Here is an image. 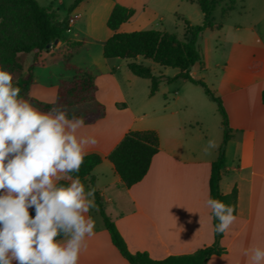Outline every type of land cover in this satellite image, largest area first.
<instances>
[{
	"label": "crops",
	"instance_id": "crops-1",
	"mask_svg": "<svg viewBox=\"0 0 264 264\" xmlns=\"http://www.w3.org/2000/svg\"><path fill=\"white\" fill-rule=\"evenodd\" d=\"M149 1L84 0L70 13V27L85 17L86 35L99 37L103 47L112 34L106 27V20L115 3L135 9L134 16L119 29L134 31L152 29L150 26L155 21L163 19L159 11L149 6ZM97 4L100 8L95 12ZM185 9L189 11L188 7ZM192 13L195 20L188 12H182L184 17L181 18L191 24H200L202 11L193 9ZM93 18L98 31L92 29ZM216 22L222 23L220 29H206L199 36L197 45L203 65L195 63L190 73L203 80L222 99L227 113L232 131L225 148L220 191L231 193L236 188L237 208L235 222L219 240L225 252L213 255L207 264H251L244 250L264 249V104L261 98L264 90V0H236L234 10ZM68 34L69 30L67 37ZM39 59L45 61L46 55L42 54ZM143 60L139 58L138 62ZM253 61L262 64L257 72L248 69ZM124 78L135 82V77ZM179 80L184 83L179 84L178 115V111L158 114L150 110L147 102H136L134 95L123 92L117 77H96V97L105 105L106 113L93 123H85L78 132L80 136L94 137L97 141L87 152L100 154L102 162L91 175L95 177V188L101 194L107 213L129 250L147 252L157 260L190 254L215 242L213 217L206 200L210 195L211 165L218 156L223 127L221 139L218 135L211 138L218 148L211 155L206 154L204 149L210 138L203 121L213 107L198 92L183 89L189 81L181 77ZM57 84L58 81L41 82L35 78L31 95L44 102H53ZM208 100L214 102L209 97ZM147 129L157 131L159 151L153 156L145 177L127 188L108 155L126 132ZM81 182L86 191L92 190L90 176ZM87 215L95 220V229L94 235L86 239L87 247L79 264H129L113 245L96 203Z\"/></svg>",
	"mask_w": 264,
	"mask_h": 264
},
{
	"label": "trees",
	"instance_id": "trees-1",
	"mask_svg": "<svg viewBox=\"0 0 264 264\" xmlns=\"http://www.w3.org/2000/svg\"><path fill=\"white\" fill-rule=\"evenodd\" d=\"M84 0H74L69 6L68 13L60 18L57 11L44 7L37 0H0V68L13 74V84L21 89V97L28 99L36 108L47 112L54 104L67 108L69 116H83L85 123H93L106 113L105 105L96 97L97 84L95 75L87 68L70 63L73 52L77 51L83 41L76 42L75 48L63 57V69L71 72L69 79H59L56 98L53 102H44L31 95V87L35 82L34 69L42 63L39 59L41 53L56 40L63 41L70 29V13ZM198 4L203 13L200 24H191L183 19L185 33L178 38L175 33L158 29H142L134 31H121L120 26L128 22L135 14V9L115 3L107 20L106 27L112 32L102 47V55L106 59L119 58L127 61L129 71L141 78L150 79V95H154L159 89V83L163 76H155L149 66L138 62L139 58L150 60L161 66L178 68L180 72L166 80L171 82L179 77L200 85L206 95L218 106L222 117L223 138L218 149V156L212 162L209 179V192L211 198L237 208V190L234 188L228 195L220 191V181L225 164V148L231 138V127L228 116L223 106L222 99L215 95L209 86L201 79L194 78L190 69L197 62L203 65L202 54L198 48L199 36L206 29H220L221 22H216L214 12L222 0H189ZM234 0L221 7L222 18L235 8ZM69 39V38H68ZM71 40V39H70ZM73 41V40H72ZM28 54L33 55L32 62L24 72V60ZM261 62L253 61L248 69L257 72L261 68ZM264 104V90L262 91ZM159 151V135L153 129L129 130L120 142L108 155L109 161L124 186L129 188L141 181L147 174L153 156ZM102 162L98 153H88L78 173H72L73 178L78 176L84 180L90 176L91 188L94 190V200L103 219L104 226L109 232L113 245L129 264H207L213 255L225 252L219 246V240L223 234L216 233L215 242L190 254L172 255L164 259H153L147 252H131L126 241L117 229L113 218L107 213L99 190L95 188V177L91 175L93 169ZM60 184L69 181L61 180ZM234 212V214H235ZM30 214L34 215L33 210ZM213 217V216H212ZM218 221L213 217V225Z\"/></svg>",
	"mask_w": 264,
	"mask_h": 264
},
{
	"label": "clouds",
	"instance_id": "clouds-1",
	"mask_svg": "<svg viewBox=\"0 0 264 264\" xmlns=\"http://www.w3.org/2000/svg\"><path fill=\"white\" fill-rule=\"evenodd\" d=\"M13 79L0 68V264H79L94 235L95 220L87 215L95 208L94 190L71 174L97 141L78 135L83 116L70 117L59 104L39 110L21 97ZM217 148L210 139L204 151L211 155ZM206 206L218 221L214 231L226 233L235 208L210 195ZM243 254L251 264L264 262L260 247Z\"/></svg>",
	"mask_w": 264,
	"mask_h": 264
},
{
	"label": "rangeland",
	"instance_id": "rangeland-1",
	"mask_svg": "<svg viewBox=\"0 0 264 264\" xmlns=\"http://www.w3.org/2000/svg\"><path fill=\"white\" fill-rule=\"evenodd\" d=\"M40 5L49 7L52 10L58 12L60 18H63L68 13L69 6L74 0H37ZM230 0H222L217 6L214 16L217 21L221 20V7L228 4ZM236 2V0H234ZM149 6L155 8L163 16L162 20L155 21L150 28L160 29L168 32L175 33L178 38H182L184 33V22L181 16L184 17L182 12H188L193 20V9L200 11L196 4H191L186 0H150ZM188 7L189 11H186ZM99 5H95L94 11L99 10ZM236 15V14H234ZM78 17V16H76ZM70 22L72 19L70 18ZM94 31H98L94 27L95 19H92ZM101 22V21H99ZM98 22V23H99ZM87 20L82 17L76 20L74 25L70 27L68 38L63 41H59L49 46L47 50L41 53L46 55V60L42 61L34 69V77L41 81H52L53 83L59 81V79H69L72 77L71 72L63 69V57L69 54L76 46L74 41H83L84 44L75 52H73L70 59V63L79 67L87 68L93 72L95 77H117L119 80L121 89L125 93L135 96L136 102H147L150 110L154 109L158 114L170 113L171 111H178L179 115V84L184 83L179 78L168 82V77H174L179 73L178 68L165 67L150 60H143L144 65L151 68L152 73L155 76H163V79L159 83V89L154 95H150L151 81L147 78H141L132 74L127 68V61L119 58L106 59L102 55V45L99 37H89L86 35ZM67 36V35H66ZM71 39V40H70ZM73 40V41H72ZM219 45V44H217ZM48 51V54H47ZM33 55L28 54L24 60V72L32 62ZM115 61V62H108ZM114 67H112V64ZM124 77H135V82H128ZM183 89L189 91L194 90L198 92V95L204 97L206 102L213 107L212 111L205 115L203 121L205 129H207L208 136L211 139L214 135H218V138L222 137V117L218 113V106L214 102H210L208 97L201 86L186 82ZM184 90V91H185ZM177 97V98H176ZM196 126L195 123H193ZM222 142V141H221Z\"/></svg>",
	"mask_w": 264,
	"mask_h": 264
},
{
	"label": "water",
	"instance_id": "water-1",
	"mask_svg": "<svg viewBox=\"0 0 264 264\" xmlns=\"http://www.w3.org/2000/svg\"><path fill=\"white\" fill-rule=\"evenodd\" d=\"M57 42H58V40L55 41V43H57Z\"/></svg>",
	"mask_w": 264,
	"mask_h": 264
}]
</instances>
